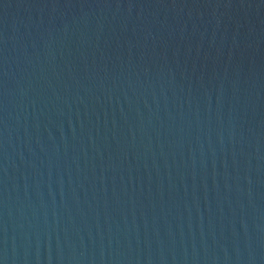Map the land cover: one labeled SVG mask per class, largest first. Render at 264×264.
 <instances>
[{"label": "water", "instance_id": "1", "mask_svg": "<svg viewBox=\"0 0 264 264\" xmlns=\"http://www.w3.org/2000/svg\"><path fill=\"white\" fill-rule=\"evenodd\" d=\"M0 264H264V0H0Z\"/></svg>", "mask_w": 264, "mask_h": 264}]
</instances>
